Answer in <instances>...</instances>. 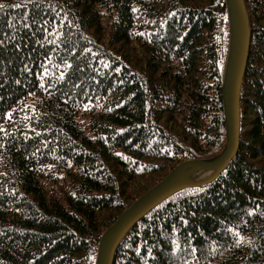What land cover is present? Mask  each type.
<instances>
[{
  "label": "trees",
  "instance_id": "16d2710c",
  "mask_svg": "<svg viewBox=\"0 0 264 264\" xmlns=\"http://www.w3.org/2000/svg\"><path fill=\"white\" fill-rule=\"evenodd\" d=\"M227 0H0V264H96L123 212L224 151ZM239 150L171 195L113 264H264V0Z\"/></svg>",
  "mask_w": 264,
  "mask_h": 264
},
{
  "label": "water",
  "instance_id": "95a60500",
  "mask_svg": "<svg viewBox=\"0 0 264 264\" xmlns=\"http://www.w3.org/2000/svg\"><path fill=\"white\" fill-rule=\"evenodd\" d=\"M230 15V49L224 80L227 142L224 151L211 161L186 160L126 209L103 235L96 264H113L115 252L127 231L162 201L178 191L208 184L229 165L239 150L240 85L247 67L251 28L244 0H227ZM200 176L191 178L194 173Z\"/></svg>",
  "mask_w": 264,
  "mask_h": 264
},
{
  "label": "rangeland",
  "instance_id": "374dc122",
  "mask_svg": "<svg viewBox=\"0 0 264 264\" xmlns=\"http://www.w3.org/2000/svg\"><path fill=\"white\" fill-rule=\"evenodd\" d=\"M198 176H200V172H198V173H194V174L191 175L190 177L194 179V178H196V177H198Z\"/></svg>",
  "mask_w": 264,
  "mask_h": 264
},
{
  "label": "snow or ice",
  "instance_id": "6c2138e0",
  "mask_svg": "<svg viewBox=\"0 0 264 264\" xmlns=\"http://www.w3.org/2000/svg\"><path fill=\"white\" fill-rule=\"evenodd\" d=\"M0 7H3V6H0Z\"/></svg>",
  "mask_w": 264,
  "mask_h": 264
}]
</instances>
